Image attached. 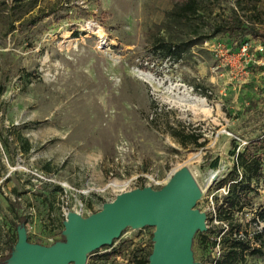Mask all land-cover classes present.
Segmentation results:
<instances>
[{
  "label": "rangeland",
  "instance_id": "374dc122",
  "mask_svg": "<svg viewBox=\"0 0 264 264\" xmlns=\"http://www.w3.org/2000/svg\"><path fill=\"white\" fill-rule=\"evenodd\" d=\"M195 1L198 11L184 18L176 0H0V257L19 226L30 242L55 244L69 212L88 217L123 192L161 189L157 182L186 166L207 215L193 239L195 261L215 264L231 249L224 237L240 230L251 248L236 264H264V171L243 211L230 223L220 218L235 146L264 138V3ZM41 10L54 13L38 19ZM230 18L255 33L219 29ZM217 41L236 54L249 41L261 63L228 61L213 50ZM168 44L177 56H165ZM155 230L128 227L87 264H137L151 255Z\"/></svg>",
  "mask_w": 264,
  "mask_h": 264
},
{
  "label": "water",
  "instance_id": "95a60500",
  "mask_svg": "<svg viewBox=\"0 0 264 264\" xmlns=\"http://www.w3.org/2000/svg\"><path fill=\"white\" fill-rule=\"evenodd\" d=\"M202 192L190 169L176 170L161 188L144 187L119 194L88 217L69 212L65 239L52 245L30 242L19 226L8 264H87L88 256L111 246L128 228L154 226L149 264H201L193 256V239L205 231L207 215L196 208Z\"/></svg>",
  "mask_w": 264,
  "mask_h": 264
},
{
  "label": "trees",
  "instance_id": "16d2710c",
  "mask_svg": "<svg viewBox=\"0 0 264 264\" xmlns=\"http://www.w3.org/2000/svg\"><path fill=\"white\" fill-rule=\"evenodd\" d=\"M254 1H262L264 3V0ZM176 3L180 7V15L184 18H188L191 13H195L198 11V6L195 0H176ZM41 12L43 14L38 19H43L54 13V11H49L45 13L43 10H41ZM219 29H225L230 31L241 29L243 33H255L253 31V26L243 23L238 18H230ZM257 36L259 35L257 34ZM231 37L232 36H229L230 39ZM231 43L232 45L239 44L238 40H232ZM164 52L165 56L174 57L177 56L179 50L176 45L168 44L165 45ZM3 91L4 89L0 88V95ZM259 101V98L251 99L249 102V109H254L258 105ZM194 139L198 141L199 136H194ZM23 151L27 152L28 150L25 149ZM233 154L237 156V164L233 166L231 171V177L234 178L232 179L234 180V183L229 187L228 196L225 198V202L220 209V218L223 221H227L228 223L233 220L236 211H243L246 206V200L248 198V191L246 190L251 187L252 179L258 178L264 171V138L259 137L255 140H252L249 145L246 146L243 150L240 149L239 151H237V147L235 146ZM214 165H217V162H215ZM240 169H242L241 177ZM19 205L20 202L18 201L11 202L12 209H14L13 211L15 212L17 219H19L22 224H25L27 223V218L25 216L19 215L17 212ZM258 219L264 221V209H262L258 213ZM237 232V235L233 236L229 240L227 236L224 237V240L226 239L227 241L231 242V249L228 254L223 256L221 259L216 260V264H236L237 259L239 258V254L251 248V245L245 242L243 237L240 236V230H237ZM261 236L262 233H258V239L260 241ZM17 241L18 239H16L15 241L9 240L8 253L2 254V256L0 257V264H8L7 261L11 257L12 251ZM254 250L261 251V248H254ZM149 256L137 260V264H149Z\"/></svg>",
  "mask_w": 264,
  "mask_h": 264
},
{
  "label": "built area",
  "instance_id": "2783aa9c",
  "mask_svg": "<svg viewBox=\"0 0 264 264\" xmlns=\"http://www.w3.org/2000/svg\"><path fill=\"white\" fill-rule=\"evenodd\" d=\"M101 46L104 47L105 44H102ZM212 46H213V50L215 52H217V54L220 57H225L228 61H231L233 58L241 59L244 57L246 60L245 61L246 64L252 63L253 65H255L256 63H258V64L261 63V60H259V59L257 60L255 58L254 53L251 50V44L249 42L242 43L237 54L233 51V46L229 47L227 44H222V42H220V41L214 42ZM259 49L261 51H263L264 47L263 46L259 47ZM173 174H174V172L170 173L169 179L173 176ZM169 179H168V181H169ZM168 181L157 182L156 185L157 186L158 185L163 186ZM215 264H216V261H215Z\"/></svg>",
  "mask_w": 264,
  "mask_h": 264
},
{
  "label": "bare ground",
  "instance_id": "6f19581e",
  "mask_svg": "<svg viewBox=\"0 0 264 264\" xmlns=\"http://www.w3.org/2000/svg\"><path fill=\"white\" fill-rule=\"evenodd\" d=\"M89 28L92 29V30H95L96 32H98L99 34V37H100V40H101V44H105V47H107V44H108V36H107V33H105V31L103 30V28L96 24L95 22L91 21L89 22ZM201 105V109L204 113L206 114H210L211 113V109L208 106L207 104V101L205 99L202 100V102L200 103ZM217 173L216 172H212L211 173V178L214 177ZM218 175V174H217ZM113 186H116L117 185V182H112L111 183Z\"/></svg>",
  "mask_w": 264,
  "mask_h": 264
}]
</instances>
